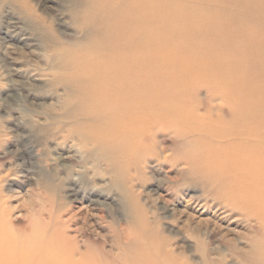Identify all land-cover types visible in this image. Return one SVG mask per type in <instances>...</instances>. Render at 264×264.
Segmentation results:
<instances>
[{
    "label": "bare ground",
    "instance_id": "bare-ground-1",
    "mask_svg": "<svg viewBox=\"0 0 264 264\" xmlns=\"http://www.w3.org/2000/svg\"><path fill=\"white\" fill-rule=\"evenodd\" d=\"M68 2L82 37L61 68L69 96L63 118L75 152L93 167L103 164L122 192L129 170L152 158L186 165L189 186L218 183L210 196L222 220L238 213L235 220L254 221L258 230L239 264H264V0ZM45 180L46 222L16 226L0 196V264H189L151 231L133 197L131 237L119 243L120 253L103 251L84 215L88 206L107 204L95 198L107 194L73 179L66 197L89 205L71 213L52 205L58 188ZM208 223L193 224L200 250L223 230L217 222L201 228ZM201 259L223 263L204 252Z\"/></svg>",
    "mask_w": 264,
    "mask_h": 264
},
{
    "label": "rangeland",
    "instance_id": "rangeland-1",
    "mask_svg": "<svg viewBox=\"0 0 264 264\" xmlns=\"http://www.w3.org/2000/svg\"><path fill=\"white\" fill-rule=\"evenodd\" d=\"M74 12L68 0H0V196L7 201L16 226L47 221L50 200L44 188L46 176L58 188L52 205L60 203L71 213L88 206L87 201L70 202L66 197L68 189L75 188L71 182L78 179L83 187L88 184L107 194L95 196L107 204L86 207L84 216L94 229L92 237L112 256L122 251L119 243L124 245L131 237L126 238L136 223L132 214L136 203L151 231L168 240L172 254L189 264H202L203 252L212 259L223 258L221 264H239L249 255L250 242L258 230L251 227L254 221L235 220L241 217L238 213L222 220V212L215 211L220 204L210 196L218 183L205 180L202 188L189 186L182 176L186 165L152 158L139 164V171L129 170L132 180L121 183L128 188L122 192L112 186L103 164L93 167L75 152L76 141L64 124L69 96L61 79L66 51L82 39ZM196 97L206 101L207 91H197ZM58 154L61 162L56 159ZM200 221L211 222L201 224L202 229L211 230L213 222L223 228L202 250L193 229ZM226 239L231 240V247Z\"/></svg>",
    "mask_w": 264,
    "mask_h": 264
}]
</instances>
